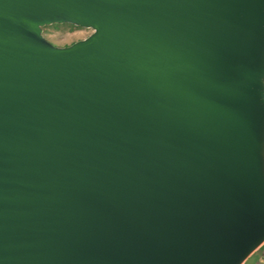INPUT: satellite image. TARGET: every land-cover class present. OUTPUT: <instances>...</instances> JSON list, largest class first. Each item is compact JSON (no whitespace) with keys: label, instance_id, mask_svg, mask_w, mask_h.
Here are the masks:
<instances>
[{"label":"water","instance_id":"95a60500","mask_svg":"<svg viewBox=\"0 0 264 264\" xmlns=\"http://www.w3.org/2000/svg\"><path fill=\"white\" fill-rule=\"evenodd\" d=\"M263 244L264 0H0V264Z\"/></svg>","mask_w":264,"mask_h":264},{"label":"rangeland","instance_id":"374dc122","mask_svg":"<svg viewBox=\"0 0 264 264\" xmlns=\"http://www.w3.org/2000/svg\"><path fill=\"white\" fill-rule=\"evenodd\" d=\"M93 30L90 28H81L71 24H52L42 27L43 37L56 47H67L75 42L83 40L90 36ZM251 259L248 264H252Z\"/></svg>","mask_w":264,"mask_h":264},{"label":"crops","instance_id":"0c3cea01","mask_svg":"<svg viewBox=\"0 0 264 264\" xmlns=\"http://www.w3.org/2000/svg\"><path fill=\"white\" fill-rule=\"evenodd\" d=\"M251 259H254L252 264H264V253L255 251L248 257L246 264H248Z\"/></svg>","mask_w":264,"mask_h":264},{"label":"trees","instance_id":"16d2710c","mask_svg":"<svg viewBox=\"0 0 264 264\" xmlns=\"http://www.w3.org/2000/svg\"><path fill=\"white\" fill-rule=\"evenodd\" d=\"M256 251H258V252H260V253H264V244L261 245ZM247 259H248V258H247ZM247 259H246V261H245L243 264H246Z\"/></svg>","mask_w":264,"mask_h":264}]
</instances>
